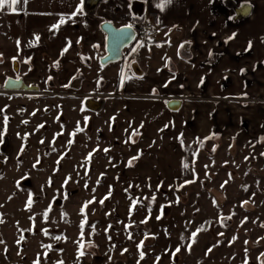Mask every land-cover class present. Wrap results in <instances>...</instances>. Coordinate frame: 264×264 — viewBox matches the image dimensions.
I'll list each match as a JSON object with an SVG mask.
<instances>
[{"label": "rangeland", "instance_id": "1", "mask_svg": "<svg viewBox=\"0 0 264 264\" xmlns=\"http://www.w3.org/2000/svg\"><path fill=\"white\" fill-rule=\"evenodd\" d=\"M113 65L94 59L85 73ZM7 76L10 69L0 72V264H264V144H182L172 123L122 121L111 87L98 89L86 74L82 84L39 83L36 95L3 92ZM87 99L104 100L102 110L89 112ZM168 142L179 144L181 158L162 176L176 179L146 178Z\"/></svg>", "mask_w": 264, "mask_h": 264}, {"label": "crops", "instance_id": "2", "mask_svg": "<svg viewBox=\"0 0 264 264\" xmlns=\"http://www.w3.org/2000/svg\"><path fill=\"white\" fill-rule=\"evenodd\" d=\"M134 1L143 5L142 20L153 23V37L135 41L112 69L92 77L98 89L111 87L116 116L172 123L169 128L176 126L178 137L189 142L216 137L235 146L264 138V0H171L163 10L161 0H100L91 11L84 4L71 20L67 17L80 0H28L15 12L7 6L0 11V72L8 74L17 61L30 69L34 83L55 77L62 85L82 84L93 60L105 54L101 23L120 28L137 22L131 12ZM232 2L251 5V15L231 23L227 6ZM61 17L66 22L52 29ZM168 41L169 49L160 53L157 45ZM249 42L252 47L246 50ZM170 100L181 101L177 112L167 109ZM159 150L156 167L143 175L176 179L162 173L166 164L180 160L179 144L168 142Z\"/></svg>", "mask_w": 264, "mask_h": 264}, {"label": "water", "instance_id": "3", "mask_svg": "<svg viewBox=\"0 0 264 264\" xmlns=\"http://www.w3.org/2000/svg\"><path fill=\"white\" fill-rule=\"evenodd\" d=\"M99 1L100 0H85L84 4L86 9L91 11L95 8ZM245 4H241L238 7L234 6V19H231L232 22H242L251 15L252 6L246 4L247 7L242 8L241 6ZM131 12L136 19H141L144 13L143 5L137 1L132 2ZM100 30L105 35V55L100 59V65L105 67L110 64L118 63L122 59L123 51L135 41V31L132 28L129 30L127 26L116 28L108 21L101 23ZM16 66V63H14V67ZM15 71L17 72L16 68ZM16 81L17 80L14 79H7L3 86L4 91L36 93L39 90L37 87L27 86L21 79H19L18 84L15 83ZM84 105L88 111L99 113L104 106V101L102 99H87ZM166 107L171 112H177L181 108V101L170 100Z\"/></svg>", "mask_w": 264, "mask_h": 264}, {"label": "snow or ice", "instance_id": "4", "mask_svg": "<svg viewBox=\"0 0 264 264\" xmlns=\"http://www.w3.org/2000/svg\"><path fill=\"white\" fill-rule=\"evenodd\" d=\"M28 2V0H0V11H3L4 9H5V7L7 6L8 8H11L12 9V11L13 12H15L17 9H16V5H18V4H21V3H23V4H26ZM169 3H171V0H161V3H160V6H161V9L163 10V7L164 6H166L167 4H169ZM83 7H84V0H80V4H79V6L75 9V11L69 16V17H67V19H69V20H71V19H74L75 17H76V15L77 14H80V13H82L83 12ZM242 8H246L247 7V5L245 4V5H242L241 6ZM229 19H234V17H229ZM66 22V20H65V18L64 17H61L60 18V20H59V22L57 23V24H55V25H53L52 26V29H59L60 28V26L62 25V24H64ZM128 29L130 30L131 29V27H132V25L131 24H129L128 26ZM123 31V30H122ZM233 35H235V34H233ZM230 39H231V37H230ZM35 40L36 41H39L40 40V37L37 35L36 37H35ZM227 42V41H226ZM19 41H17V45H18V47H19ZM31 43V42H30ZM71 46V42L69 41L68 42V45L62 50L63 52H67L68 51V48ZM157 46H160V45H157ZM180 47H183V45H181ZM251 47H252V43L251 42H249V45H248V49H246V50H250L251 49ZM209 55H211V53L209 54ZM242 72H243V70H241ZM175 78V76L173 75V79ZM49 79H51V77H49ZM170 82V81H169ZM15 83H19V78H17V81L15 82ZM124 83V79H123V77H122V79H121V84H123ZM203 83H204V80H203V78L201 79V82H200V84L201 85H203ZM164 87H167L168 86V82H166L164 85H163ZM182 87V86H181ZM153 92H155V89L153 90ZM4 122H5V124L7 123V117L5 116L4 118ZM39 127H43V125H40ZM167 127V126H166ZM76 131L77 132H79V131H81V129L79 128V122H78V126H77V129H76ZM137 134V132L134 130L133 132H132V135L134 136V135H136ZM59 135V134H58ZM73 135H75V133H73ZM182 135L183 134H181V137H182ZM198 140H199V138H197ZM262 140H264V138H261ZM41 143H43L44 141L42 140V141H40ZM127 142V141H126ZM69 143H72V141H69ZM181 143L183 144V140L181 139ZM105 151L107 152L108 150L107 149H105ZM194 155H195V153H194ZM261 155H264V153H261ZM63 157H61V159H62ZM88 159L90 160L91 159V155L88 157ZM132 159H136V157H133ZM59 160H57V164H59ZM37 163H39V159H37ZM131 163H132V161L131 160H129V166H131ZM36 165L34 164L33 165V167H35ZM185 167H187V165H185ZM207 167V166H206ZM231 175V174H230ZM71 180V177H67L66 179H65V181H64V183L62 184V186L61 187H65L67 184H68V182ZM192 182H194V181H192ZM226 183V182H225ZM85 187H87V184L85 185ZM221 187H223V185L221 186ZM158 188H159V186H158ZM64 198L65 199H67L68 198V193L67 192H65L64 193ZM105 199H107V197H105ZM151 199L154 201L155 199H156V197H155V195H153L152 197H151ZM93 202H95V201H88V202H85L84 203V205L82 206V208H81V213H82V215L84 216V219L82 220V222H81V224L79 225V227H80V229H81V233H80V235H81V242L79 243V249H80V251H79V256H78V259H79V257H82L83 255H84V251H83V249L85 248V244L83 243V234H84V228H85V224H86V222H87V216H86V214L84 213V210L89 206V204H91V203H93ZM99 203L100 204H103L104 203V199H101L100 201H99ZM135 203H136V201H133V207H135ZM244 203H247V201H245ZM27 204H28V207L30 208L31 207V205H32V197H31V194L29 195V199H28V201H27ZM49 208H51V205L49 206ZM161 211H162V209H161ZM44 218H45V220H47V217H48V211L46 210L45 212H44ZM161 217L160 216H157V219H160ZM30 219H34L33 217H30ZM147 219H148V217H146L145 218V220L144 221H142V223H146L147 222ZM0 223H3V221L2 220H0ZM131 225H129V227H130ZM91 228H92V230H93V232L95 231V225H91ZM45 231V234H47V230H44ZM106 231H107V229H106ZM199 232V229H197V231H194L192 234H191V237H192V239H193V241H195V237L197 236V233ZM221 235H222V233H221ZM55 239H60V237H54ZM132 237H131V234H129V239H131ZM24 239V236L23 235H21L20 236V238H19V240H23ZM109 239H110V237H109ZM18 243H19V241H18ZM245 243H247V241L245 242ZM91 246V245H90ZM46 248H51L52 246L51 245H47V246H45ZM139 248H141L142 249V247H143V241L141 242V244L138 246ZM180 248L179 247H177L176 249H175V252L176 253H179L180 252ZM124 251H127L126 249L124 250ZM208 251L210 252L211 251V249H208ZM139 255H140V258L141 259H143L144 258V252L141 250L140 251V253H139ZM262 255H264V254H262ZM34 264H39V259L37 260V261H35L34 262ZM59 264H63V262L61 261V262H59Z\"/></svg>", "mask_w": 264, "mask_h": 264}, {"label": "flooded vegetation", "instance_id": "5", "mask_svg": "<svg viewBox=\"0 0 264 264\" xmlns=\"http://www.w3.org/2000/svg\"><path fill=\"white\" fill-rule=\"evenodd\" d=\"M241 4H245V3H234V2H232V3H230L228 6H227V8H229V10H230V13H231V17H233V15H234V13H233V8H234V6L235 7H238V6H240ZM135 18V17H134ZM142 19V18H141ZM143 20H141V21H137V22H133V23H138V22H142ZM133 23L131 24V25H133ZM150 23V22H149ZM231 23H233V24H237V23H240V22H237V23H234V22H232V20H231ZM151 24H153V23H151ZM154 26V25H153ZM132 28V27H131ZM133 29V28H132ZM134 30V29H133ZM135 31V30H134ZM135 39H136V35H135ZM135 42V41H134ZM133 42V43H134ZM131 46V45H130ZM129 46V47H130ZM128 47V48H129ZM128 48H126L124 51H123V55H122V58H123V56H124V53H125V51L128 49ZM105 55V54H104ZM103 55V56H104ZM102 56V57H103ZM122 60V59H121ZM120 60V61H121ZM119 61V62H120ZM118 62V63H119ZM14 63H16V67H14ZM114 64H117V63H114ZM108 66V65H107ZM106 67V66H105ZM15 68H16V70H17V72L15 71ZM54 68H56L55 66H54ZM10 72L12 73V76H7V77H5V81H4V83H3V86H4V84H5V82H6V80L7 79H14V80H17V78H19V79H21L27 86H29V87H37L39 90H38V92H36V93H23V94H30V95H36V94H38L39 92H40V88L38 87V86H36V85H38L39 83H32V81L31 82H29V83H32V84H27L28 83V81H29V76H28V74H29V72H30V69H27L22 63H19V62H17V61H13L12 63H11V65H10ZM23 70H26V73H23L24 75L22 76V77H20V76H18L19 75V73L21 72V71H23ZM56 70V69H55ZM14 74V75H13ZM21 74H22V72H21ZM50 80H52V78L51 79H46L45 80V82L43 83V84H47L48 83V81H50ZM73 84H75V83H73ZM3 86H2V90H3V92H5V93H22V92H6V91H4V89H3ZM104 101V100H103ZM252 103L253 102V100L251 99H248V100H246V103ZM85 103V102H84ZM85 106V105H84ZM90 112V111H89ZM93 113V112H92ZM217 139H216V137H213V138H211L209 141H201V142H209V143H213V145H215V144H217V143H220L219 141H216ZM228 143H230V142H228ZM248 144H260V145H262V144H264V141L262 140V139H259L258 141H256L255 143H248ZM232 145V144H231Z\"/></svg>", "mask_w": 264, "mask_h": 264}, {"label": "built area", "instance_id": "6", "mask_svg": "<svg viewBox=\"0 0 264 264\" xmlns=\"http://www.w3.org/2000/svg\"><path fill=\"white\" fill-rule=\"evenodd\" d=\"M132 28L135 30V41H148L153 37L154 26L149 22L142 21L138 23H133Z\"/></svg>", "mask_w": 264, "mask_h": 264}, {"label": "trees", "instance_id": "7", "mask_svg": "<svg viewBox=\"0 0 264 264\" xmlns=\"http://www.w3.org/2000/svg\"><path fill=\"white\" fill-rule=\"evenodd\" d=\"M135 20L141 21L142 19H136V18H135Z\"/></svg>", "mask_w": 264, "mask_h": 264}]
</instances>
